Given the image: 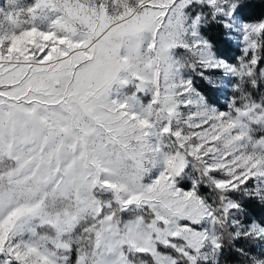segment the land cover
I'll list each match as a JSON object with an SVG mask.
<instances>
[{
	"label": "snow or ice",
	"instance_id": "obj_1",
	"mask_svg": "<svg viewBox=\"0 0 264 264\" xmlns=\"http://www.w3.org/2000/svg\"><path fill=\"white\" fill-rule=\"evenodd\" d=\"M257 4L0 3V264H264Z\"/></svg>",
	"mask_w": 264,
	"mask_h": 264
},
{
	"label": "trees",
	"instance_id": "obj_2",
	"mask_svg": "<svg viewBox=\"0 0 264 264\" xmlns=\"http://www.w3.org/2000/svg\"><path fill=\"white\" fill-rule=\"evenodd\" d=\"M251 13L254 17H259L261 14H264V6L257 4L256 7L251 10ZM224 54L230 61H234L237 56L241 55V52L238 47H232ZM229 93L219 96V107H221L222 109L225 108V102L220 99L226 100ZM249 212L254 219L259 220L261 218H264V207H261L259 204H251L249 207ZM242 260V257L236 254H232L228 257L224 264H242Z\"/></svg>",
	"mask_w": 264,
	"mask_h": 264
},
{
	"label": "rangeland",
	"instance_id": "obj_3",
	"mask_svg": "<svg viewBox=\"0 0 264 264\" xmlns=\"http://www.w3.org/2000/svg\"><path fill=\"white\" fill-rule=\"evenodd\" d=\"M2 2H3V0H0V3H2ZM218 75H219V74H218ZM228 95H230V93H229ZM228 95H227V97H228ZM220 100H223V102H225L224 104H225V108H226L227 99H226V100H224V99H220Z\"/></svg>",
	"mask_w": 264,
	"mask_h": 264
}]
</instances>
